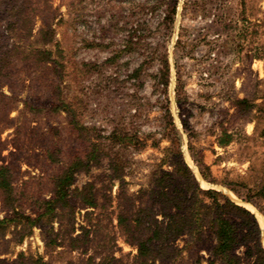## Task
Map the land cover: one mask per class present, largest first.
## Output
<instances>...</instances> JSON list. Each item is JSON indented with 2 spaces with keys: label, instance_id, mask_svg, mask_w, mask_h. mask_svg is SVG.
Segmentation results:
<instances>
[{
  "label": "rangeland",
  "instance_id": "rangeland-1",
  "mask_svg": "<svg viewBox=\"0 0 264 264\" xmlns=\"http://www.w3.org/2000/svg\"><path fill=\"white\" fill-rule=\"evenodd\" d=\"M159 1L0 0V52L19 45L27 33L20 26L30 17L31 38L20 42V51L44 48L56 62L36 68L11 52L4 70L14 84L0 86V166L11 168L12 195L4 201L0 192V221L7 220L0 225V264H220L210 237L199 243L180 237L170 261L141 258L137 245L127 242L117 217L143 206L140 186L163 156L150 146L141 154L106 147L101 166L74 173L70 205L39 218L54 197L57 178L87 158L92 143L104 142L113 129L127 131L133 93L150 105L134 130L147 145L160 140L162 110L156 101L162 95L152 78L165 56L167 95L185 161L202 189L255 214L264 247V216L227 185L203 181L188 149L190 142L212 178L228 182L243 198L260 183L264 114L257 119L255 109L247 121L232 106L235 99H246L264 107V0H178L173 24L166 19L169 8ZM11 7L20 9L22 20L9 32ZM41 15L54 30L45 47L37 42ZM130 40L135 44L129 47ZM140 67L137 88L131 74ZM221 125L234 134L223 148L217 143ZM80 126L87 130L81 133ZM158 142L160 149L168 146ZM112 160L124 165L123 180L112 178ZM88 184L95 208L84 206L74 191Z\"/></svg>",
  "mask_w": 264,
  "mask_h": 264
},
{
  "label": "trees",
  "instance_id": "trees-1",
  "mask_svg": "<svg viewBox=\"0 0 264 264\" xmlns=\"http://www.w3.org/2000/svg\"><path fill=\"white\" fill-rule=\"evenodd\" d=\"M157 3L169 8V15L166 16V19L173 24L178 0H161ZM47 8L50 10L49 6ZM19 10L11 7L6 11L7 18L11 19L7 29L9 32L15 31L19 21L22 20V15L20 19ZM40 17L43 26L37 33V35L41 36L37 42L45 47L51 43L54 30L50 19L48 21L43 15ZM29 19L30 17H26L25 25L20 26L22 30L27 29V33L22 41H18L19 45H14L11 49L0 52L1 87L7 85L11 88L12 84H14L9 79V74L4 72L11 63L8 60L11 52L17 57L25 56L23 61L36 68H39V66L46 67L48 64L55 65L56 63L51 60L50 50L30 47V51H33L32 54L20 51L22 49L21 43H26V40L31 38L34 24L32 21L30 23ZM134 44L135 42L130 40L129 47ZM141 71L140 67L131 74L133 80L137 81L134 84L137 88L141 86V82L138 81L141 77ZM152 79L154 80L155 91L162 95V100L156 101V104L162 110L160 140L158 141L165 140L168 142V146L160 149L158 141H154L152 145H147L146 137L142 138L137 135L134 125L137 120L143 118L146 107L150 105L148 102H139L136 93H133L129 96L130 99L128 101L131 113L127 131L118 132L113 129L104 138V142L92 143L89 146L90 155L88 154L87 158L74 162L57 178L53 189L54 197L44 203L43 213L40 214L39 218L53 214L70 205L68 192L72 185L74 173L88 169L91 164L94 167L101 166L103 158L108 156V153L104 151L106 147L119 146L122 150H131L141 154L143 150L150 146L160 150L163 156L157 158L153 170L146 175L144 183L140 186L139 192L142 196L143 206L133 212L128 210L117 217L118 226L126 234L127 242L131 245H137L139 256L148 261H170L176 256L174 245L175 241L180 237L188 236L190 241L194 243H199L202 237H210L215 242L212 255L220 264H264V247L260 240L261 230L255 214L217 191L202 189L194 177L192 169L183 157L176 137L167 95L170 66L166 56L163 58L161 69L153 75ZM178 101L179 98L176 99L177 103ZM233 102L232 107L235 109L236 114L247 121L252 120V113L255 109H258L257 112L259 113L257 119L264 114L263 106L252 105L246 99H235ZM133 109L134 111H132ZM186 124V121H183V127L188 130ZM221 128L222 131L217 143L223 148L234 140V134L228 130L227 126L223 127L221 125ZM78 129L81 133L87 130L83 126L78 127ZM188 137L191 138L190 135ZM188 149L199 168V175L203 181L211 184L220 183L223 186L227 185L235 195L244 202L255 206L264 216V164L260 183L253 188L247 189L248 195L243 198L235 189L229 187L228 182H218L212 178L210 168L204 163L203 159H198L197 155L193 153L190 142ZM109 168L112 170L113 179L123 180L122 171H124V165L118 163L117 160H112L109 162ZM10 171L9 165L0 166V192L6 198L4 201L9 200L12 195ZM74 191L84 206H90L91 208L98 206L93 185L88 184L80 190L76 189ZM6 222V219L0 221V225L4 226Z\"/></svg>",
  "mask_w": 264,
  "mask_h": 264
}]
</instances>
